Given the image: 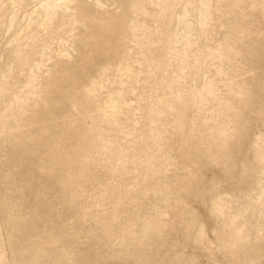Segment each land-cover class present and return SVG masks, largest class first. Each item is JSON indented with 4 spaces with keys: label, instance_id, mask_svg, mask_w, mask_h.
<instances>
[{
    "label": "rangeland",
    "instance_id": "obj_1",
    "mask_svg": "<svg viewBox=\"0 0 264 264\" xmlns=\"http://www.w3.org/2000/svg\"><path fill=\"white\" fill-rule=\"evenodd\" d=\"M0 264H264V0H0Z\"/></svg>",
    "mask_w": 264,
    "mask_h": 264
}]
</instances>
